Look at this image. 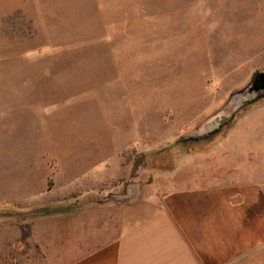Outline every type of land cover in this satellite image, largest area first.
<instances>
[{"label": "rangeland", "instance_id": "rangeland-1", "mask_svg": "<svg viewBox=\"0 0 264 264\" xmlns=\"http://www.w3.org/2000/svg\"><path fill=\"white\" fill-rule=\"evenodd\" d=\"M263 71L264 0H0V191L38 192L49 157L52 177L54 156L71 165L92 147L89 162L101 165L139 137L140 152L131 147L121 159L133 174L144 164L157 172L160 152L176 162L218 160L224 148L264 145V99L249 107V97L233 99ZM239 110L224 137L189 153L172 149ZM91 125L98 152L88 143ZM245 154L237 160L233 151L234 163ZM257 160L264 167L263 152ZM114 185L121 188L63 206H120L126 185ZM35 214L0 210V230L11 234ZM5 245L0 240V264H62Z\"/></svg>", "mask_w": 264, "mask_h": 264}, {"label": "crops", "instance_id": "crops-1", "mask_svg": "<svg viewBox=\"0 0 264 264\" xmlns=\"http://www.w3.org/2000/svg\"><path fill=\"white\" fill-rule=\"evenodd\" d=\"M88 130V143L98 152V129ZM140 142L139 137L117 146L114 158L101 165L89 162L92 147L71 165L52 157L49 191L51 157L44 162L38 192L15 196L1 187L0 210L31 213L120 189L116 183L126 185L120 206L83 204L71 213L21 224L11 234L0 230V240L7 248L35 250L44 263L53 256L62 264H264V178L258 175L264 167L257 160L264 145L224 148L219 161L185 155L168 173H149L144 164L133 174L132 162L121 159ZM235 150L237 160L246 151L242 164L234 163ZM206 164L213 171L206 172ZM18 168V182H23L29 164ZM22 225L30 227L24 240Z\"/></svg>", "mask_w": 264, "mask_h": 264}, {"label": "trees", "instance_id": "trees-1", "mask_svg": "<svg viewBox=\"0 0 264 264\" xmlns=\"http://www.w3.org/2000/svg\"><path fill=\"white\" fill-rule=\"evenodd\" d=\"M251 106V105H250ZM249 107V106H248ZM242 110L239 111H234V112H229L228 114V119L225 121V123L220 124L219 126H216V128L208 133L206 136L203 137H195V138H186V139H180L179 141L176 142V147L172 148L175 150L176 148H184L186 152H191L193 151V146L195 144H206L208 145L211 139L217 138V137H224L225 134L227 133V130L230 127V124L234 122L237 118L239 113ZM216 124V123H215ZM218 125V123L216 124ZM164 153L160 152L155 154L154 160L152 161V167L156 169L157 172L160 173H168L171 172L176 165V161L172 155L168 157L163 155ZM53 187L52 179L51 177L48 178V191L51 190ZM94 203V202H91ZM78 210V207L76 208H68L63 205H56V206H48L42 209H38L34 212L31 213H36L33 218H31L33 221L39 218L43 217H49V216H54V215H59V214H66V213H71ZM30 214V212H29ZM25 223V220L22 221V224ZM29 225H22L21 230H22V240L26 239L29 236Z\"/></svg>", "mask_w": 264, "mask_h": 264}, {"label": "water", "instance_id": "water-1", "mask_svg": "<svg viewBox=\"0 0 264 264\" xmlns=\"http://www.w3.org/2000/svg\"><path fill=\"white\" fill-rule=\"evenodd\" d=\"M239 97H249V99L243 103V107L253 105L264 99V71L256 72L249 85L245 89L237 92L233 96V99Z\"/></svg>", "mask_w": 264, "mask_h": 264}]
</instances>
